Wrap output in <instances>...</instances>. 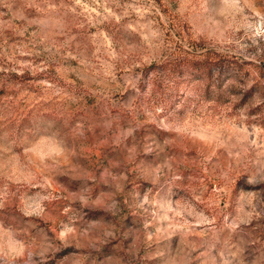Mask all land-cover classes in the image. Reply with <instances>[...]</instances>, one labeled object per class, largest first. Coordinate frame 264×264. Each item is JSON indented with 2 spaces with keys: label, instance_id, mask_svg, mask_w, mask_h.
<instances>
[{
  "label": "rangeland",
  "instance_id": "obj_1",
  "mask_svg": "<svg viewBox=\"0 0 264 264\" xmlns=\"http://www.w3.org/2000/svg\"><path fill=\"white\" fill-rule=\"evenodd\" d=\"M0 264H264V0H0Z\"/></svg>",
  "mask_w": 264,
  "mask_h": 264
},
{
  "label": "trees",
  "instance_id": "obj_2",
  "mask_svg": "<svg viewBox=\"0 0 264 264\" xmlns=\"http://www.w3.org/2000/svg\"><path fill=\"white\" fill-rule=\"evenodd\" d=\"M171 31L172 30H170L169 33H171ZM180 42L176 43L177 48H175V50L171 53V55L173 56L172 60H166L161 66L159 65L150 66V68L147 69L148 72H150L154 68H160L165 71L167 70L173 71L175 69H178L184 72L196 71L199 73L207 72L208 74H211V72L215 70L216 68H220L224 66V61H222L219 57L211 58L209 53H199L196 48H193L192 50L181 48L182 44H180ZM176 50H179V51L176 52ZM194 55H198V56L195 57Z\"/></svg>",
  "mask_w": 264,
  "mask_h": 264
}]
</instances>
